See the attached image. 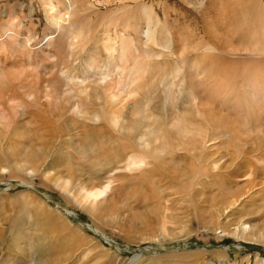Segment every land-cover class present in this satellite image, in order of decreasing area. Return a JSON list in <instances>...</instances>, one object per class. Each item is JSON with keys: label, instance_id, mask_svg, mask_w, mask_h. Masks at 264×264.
<instances>
[{"label": "bare ground", "instance_id": "1", "mask_svg": "<svg viewBox=\"0 0 264 264\" xmlns=\"http://www.w3.org/2000/svg\"><path fill=\"white\" fill-rule=\"evenodd\" d=\"M28 7L30 26L0 5L2 175L37 177L93 217L118 180L157 176L172 202L218 223L216 237L256 233L228 214L264 208V0ZM86 160L89 174L77 164Z\"/></svg>", "mask_w": 264, "mask_h": 264}, {"label": "rangeland", "instance_id": "2", "mask_svg": "<svg viewBox=\"0 0 264 264\" xmlns=\"http://www.w3.org/2000/svg\"><path fill=\"white\" fill-rule=\"evenodd\" d=\"M0 5L18 16H27L25 24L30 26L29 0H0ZM36 24L41 29L45 22L42 18ZM3 155L5 149L0 145V167ZM77 164L91 173L87 160ZM159 182L157 176L118 180L108 201L99 208V217H93L87 208L37 177L0 173V264H264V214L258 213L264 208L256 205L250 211L254 216H248V202L228 214H233L232 221L251 224L256 232L252 234L254 238L224 236L220 229L215 232L220 237H216L218 223L209 221V227H205L191 216L198 208L190 202L186 203L190 206L172 202L175 195L167 197L171 192L162 189L163 182ZM262 185L264 181L258 188L264 190ZM192 188L193 195L200 192L195 183ZM175 191L187 193L186 188ZM163 224L168 230L161 235L159 227ZM141 235L148 237L143 239Z\"/></svg>", "mask_w": 264, "mask_h": 264}]
</instances>
